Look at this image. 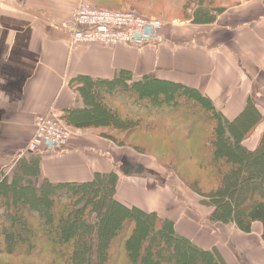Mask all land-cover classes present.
Here are the masks:
<instances>
[{"label":"crops","instance_id":"crops-1","mask_svg":"<svg viewBox=\"0 0 264 264\" xmlns=\"http://www.w3.org/2000/svg\"><path fill=\"white\" fill-rule=\"evenodd\" d=\"M79 1L0 0V170L10 173L18 161L29 164V154L21 152L36 116L91 109L86 94L102 93L121 70L133 80L153 75L194 87L220 105L227 119L240 113L249 96L259 95L256 87L264 92V0L242 2L209 24L164 21L158 39L143 46H70L68 25ZM100 126L71 130L62 148L41 143L33 158L37 178L85 182L113 170L122 202L168 217L180 235L217 251L225 264H264L261 225L242 232L231 222L200 219L199 225L186 213L174 217L166 190L141 172V154L94 133ZM168 197L173 207L174 196Z\"/></svg>","mask_w":264,"mask_h":264},{"label":"trees","instance_id":"trees-1","mask_svg":"<svg viewBox=\"0 0 264 264\" xmlns=\"http://www.w3.org/2000/svg\"><path fill=\"white\" fill-rule=\"evenodd\" d=\"M134 2L139 3L141 0ZM206 7H202L200 12L195 11L191 22L212 23L215 16L225 10L221 6L211 9ZM211 10L214 14L210 15ZM136 14L148 18L147 15ZM106 88L102 93L94 91L93 94H86L87 103L93 106L91 109L72 111L65 117L56 114L58 119L72 129L102 125L126 134L134 133L136 130L156 132L158 121L167 122L168 128L175 129L174 131L185 138L196 131L206 130L205 135L200 138L199 161L200 169L208 174L206 176L208 191L200 193V204L209 208V211H206V218L212 222L234 223L242 232H250L253 225L259 224L264 240V197L259 195L255 197L256 192L252 191L254 187H262L264 184V107L261 104L249 96L240 113L233 119H227L220 108L216 109L209 97L194 87L160 80L153 75H144L140 79L133 80L127 70H121L116 78L109 81V86ZM163 97L171 100L166 99L165 110L161 113L156 112L154 103L158 101L157 98ZM179 97L184 103L185 98L193 99L200 108L197 106L190 112L176 110L174 121H169L173 117L170 114L172 108L177 106ZM107 98L117 101L119 107L124 109L125 117H121L118 111H111L101 103ZM126 101L132 102V106L127 107ZM94 102L98 103L97 107L94 106ZM135 102L138 106L133 107ZM98 112L107 113L108 118L94 119V115ZM188 116H190L188 119L191 118L194 122L198 120L197 124L194 122L186 124ZM155 119L158 121L154 123ZM110 139L117 146L127 145L122 141L119 142L115 137ZM34 153H26L29 154V164L18 161L10 173H7V169L0 170V257L3 255L13 259L21 257L18 264H94L93 256L96 257L95 253L99 252L101 255L99 263L107 264L110 255L108 250L111 247H106L108 241L105 246L103 244L100 246L98 243L101 237H106L109 241L114 239L118 241L111 251V254L115 255L112 256L114 264L116 262L194 264L195 257H191V253L196 258H204L207 264H225L217 251L204 250L177 233L173 226L174 222L168 217L118 199V174L115 171L96 172L91 180L85 182L52 183L37 178ZM255 159H258L256 164ZM57 192L64 194L65 197L62 200L57 199V196L54 197V193ZM19 193H29L33 196L35 202H31L30 206L36 210L41 209L40 212L45 209L43 208L45 203L54 206L52 220L55 224L49 230L45 225L36 223L35 218L39 215V212H36L37 216L19 214L16 219L30 225L28 237L19 239L14 233L9 232L10 225L18 222L13 220L12 213L7 212L4 216V203L8 199L12 202L20 196ZM244 201L245 208L241 209L240 204ZM104 210H112L113 214L116 213L112 222V232H106V228L102 225ZM261 215L263 217H260ZM141 223L147 231L155 230V235L164 234L169 242L182 248L184 250L182 256L172 257L169 261L139 258L140 252L144 253L148 248L155 249L152 246L154 242L139 241L136 232ZM169 256L167 253L166 256H162V260ZM0 264L12 263L0 262Z\"/></svg>","mask_w":264,"mask_h":264},{"label":"rangeland","instance_id":"rangeland-1","mask_svg":"<svg viewBox=\"0 0 264 264\" xmlns=\"http://www.w3.org/2000/svg\"><path fill=\"white\" fill-rule=\"evenodd\" d=\"M87 3H90L91 5L107 9L111 11H124V12H133V13H139L141 15H147L148 18H153L161 21L164 23V21L167 22H175L176 20L179 21H186V20H192L194 17L195 11L200 12V9H203L202 7H206L207 9L216 8V7H224V11L228 9H232L235 6L241 4L242 2L249 1V0H210L209 2L207 0H141V2L137 3L134 2V0H84ZM210 6H209V5ZM202 7H201V6ZM221 12V13H223ZM210 15L214 14V12L209 11ZM219 13V14H221ZM217 14V15H219ZM216 15V14H215ZM256 90L258 91L259 95L254 94L253 98L259 97L258 102L262 106H264V92L260 90V86L256 87ZM109 97H111L110 94H108ZM180 98V97H179ZM168 101V97L166 98ZM166 99L163 98H157L158 101H156L154 104L156 105V112L161 113L162 110L166 109L165 101ZM126 101V106L129 105L132 106V102ZM94 106H98L96 102H94ZM102 104L107 106L108 109L116 110L119 112L121 117H125L123 114V110L121 109L115 100H103L101 101ZM135 102V106H138ZM217 105V106H216ZM216 109L220 108V105L216 104ZM197 104L194 102L193 99H186L185 103L183 102L182 98L179 99V102L177 103V106L175 108H172L173 111H171V115H173L172 118H170L169 121H174L175 119V111L176 110H185V111H192L197 108ZM199 107V106H198ZM139 108V107H138ZM200 108V107H199ZM142 109V108H140ZM138 109V110H140ZM106 117L108 118L107 113L99 112L94 115V119L99 120L100 118ZM190 116L187 117V119ZM168 118V117H167ZM199 121L200 118L198 117ZM158 121L155 119L153 121L154 123ZM159 123H156L157 128L156 132L152 131H145V130H136V132L132 133H119L115 130H110L106 126H100L98 130L96 129L94 133H99L102 136H106L108 138H117L119 142L126 143V147L128 149L133 150L135 153L141 154V163L143 165L141 168V172H143L145 177L148 175L155 176L157 178V185L158 188H162L166 194V205L169 206L168 210L176 212L174 213V217L177 216L180 212L186 213L190 215L193 219H195L196 224L199 223L200 225V219L201 221L206 220V211H209V208L205 205L200 204L201 198L200 193L201 191L207 192L208 187L206 186V183L208 182L207 179V172H204L200 169V144L201 140L200 138L202 135H205L206 130L203 131H196L195 133L191 134L188 138H185L183 135L178 134L175 129L168 128V123H162L158 121ZM194 120L191 118L188 119L185 123H193ZM198 120H195L194 124H197ZM104 124L105 121H104ZM169 126V125H168ZM68 127V126H66ZM71 130L72 128L68 127ZM130 146V147H129ZM133 147V148H131ZM138 150L139 152H137ZM24 156V154H21ZM195 155V157H193ZM150 157V158H148ZM225 160V159H224ZM258 159L254 160V163L256 164ZM252 191H255L254 193L255 197L261 196L264 197V184L262 187L253 188ZM22 194V195H21ZM20 196H17L12 202L8 199L4 203L3 211L4 216L8 212V214L12 213L14 216L15 221L18 223H15L13 225H10L9 232L14 233L15 236L19 239L23 237L29 236V224H24V222H21L18 219L19 214H24L27 216L28 214L37 216L38 214L36 212H39V215L37 218H35L36 223H40L42 225H45V228L49 230L55 223L52 220V217L54 216V206L44 204L45 209H38L36 210L34 207L30 206L31 202H35V199L33 196H30L29 193L23 194L19 193ZM174 196L173 201V207H171L169 197L168 196ZM48 196V195H47ZM57 196V199L62 200L65 195L61 194L60 192H57V194L54 193V197ZM51 197V195H50ZM107 206V205H105ZM241 209L245 208V201L244 203L240 204ZM35 209V210H32ZM112 209V208H111ZM44 210V211H43ZM113 210V209H112ZM104 210V216L102 225L106 228V232H112L113 228V221L114 216L116 213L113 211L115 210ZM163 212V210H160ZM36 213V214H35ZM168 213V212H164ZM260 217H263L261 215ZM210 221V220H209ZM212 224L213 222L210 221ZM20 225V226H15ZM32 225V224H31ZM189 225V224H187ZM190 225H194L190 224ZM174 226V225H173ZM175 229V228H174ZM176 231V229H175ZM116 232V230H115ZM179 233L178 231H176ZM136 234L138 235L139 241H151L154 242L152 246L155 247V249L148 248L145 250L146 252H140L139 258H149L153 260V258H156L158 261H169V259L177 258V256H182L183 249L179 246H176L177 244H172V242H169L166 237H164V234H158L155 235V230L147 231L144 224L141 223L138 228ZM166 239V240H165ZM108 241L107 248H110L108 251H110V255L107 258L108 263L107 264H114V261L112 259L111 251L115 248L116 244H118L117 240H108V238L101 237L98 241V243L103 244L105 246ZM112 242V244H111ZM139 242V243H140ZM114 245V246H113ZM182 249V250H181ZM97 252V250H96ZM142 253V254H141ZM170 255L165 260H162V256ZM191 253V252H190ZM96 257L93 256L94 264H100L99 258L101 255L99 252L95 253ZM191 257H195L194 264H207L206 261H204V258H196L193 253H191ZM159 257V259H158ZM122 257H120L121 259ZM137 258V257H136ZM22 259L21 257H16L15 259L3 255L0 257V262H11L12 264H18V262ZM113 262V263H112ZM119 264V263H115Z\"/></svg>","mask_w":264,"mask_h":264},{"label":"built area","instance_id":"built-area-1","mask_svg":"<svg viewBox=\"0 0 264 264\" xmlns=\"http://www.w3.org/2000/svg\"><path fill=\"white\" fill-rule=\"evenodd\" d=\"M163 23L133 12L111 11L80 0L72 13L69 28L70 46L126 44L143 46L158 39ZM35 130L21 154L34 152L41 143L56 148L65 147L70 129L58 119L54 111L36 116Z\"/></svg>","mask_w":264,"mask_h":264}]
</instances>
